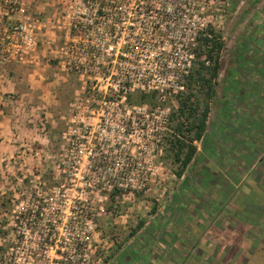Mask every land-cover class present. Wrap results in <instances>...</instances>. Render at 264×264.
Returning a JSON list of instances; mask_svg holds the SVG:
<instances>
[{
  "label": "built area",
  "instance_id": "built-area-1",
  "mask_svg": "<svg viewBox=\"0 0 264 264\" xmlns=\"http://www.w3.org/2000/svg\"><path fill=\"white\" fill-rule=\"evenodd\" d=\"M214 4L64 0L52 5L53 15H34L28 0H0V64L45 65L79 82L70 103L69 137H63L68 154L54 171L64 181L45 190L51 201L53 194L77 196L48 207L37 191L36 204L19 213L27 217L17 223L20 247L7 251L11 264H93L107 204L115 197L119 206L118 198L142 191L155 174L170 103L188 88L200 38L212 39L210 28L219 33L210 20L220 12ZM142 95H155L159 104L133 101ZM93 129L100 137L92 136ZM105 132L115 136L103 138Z\"/></svg>",
  "mask_w": 264,
  "mask_h": 264
},
{
  "label": "rangeland",
  "instance_id": "rangeland-1",
  "mask_svg": "<svg viewBox=\"0 0 264 264\" xmlns=\"http://www.w3.org/2000/svg\"><path fill=\"white\" fill-rule=\"evenodd\" d=\"M59 1L64 0H31L32 13L53 15L52 5ZM215 1L220 12L210 20L219 27L225 49L222 76L215 84L217 97L211 100L208 134L203 141L195 142L198 154L180 177V166L169 145L173 137L180 139L174 130L179 121L171 118L169 131L156 152L155 174L147 187L118 198L123 201L119 206L116 200L107 204V215L99 220L101 235L96 239L100 254L127 244L124 232L103 226L107 223L104 220L118 219L121 229L130 234L139 221L152 219L170 232L159 231L162 238L167 235L168 244L156 243L163 248L156 249L161 261L152 257L154 264H165V254L169 264H264V211L255 209V199L248 208L240 204L257 180L250 179L235 191L253 166L264 172V106L258 108L255 97L262 92L256 93V85L264 79V0ZM78 83L75 77L45 65L0 64V264H11L7 251L20 247L16 244L17 223H25L27 217L19 213L24 208L29 212L27 207L36 204L38 195L48 207L73 201L77 196L73 192L65 198L63 193L58 198L53 194L55 200L51 201L52 195L45 190L64 181L54 171L61 155L68 154L63 137H69L70 103ZM139 100L133 101L140 104ZM178 101L170 103L172 115L179 109ZM149 103L152 107L159 104L157 98ZM98 133L93 129L92 136L100 137ZM114 136L103 133V138ZM253 138L259 141L255 146ZM182 141L187 142V138ZM236 150L238 157L234 156ZM261 181L256 184L261 187L257 191L264 197V178ZM163 214L175 217L174 222L165 224ZM246 215L256 220H247ZM153 250L133 246L132 252L136 253L132 259L137 260L136 264H148L150 255L143 258V252ZM140 252L143 254L136 257ZM130 256L129 251L125 253L126 258ZM19 263L25 264V260ZM119 263L131 264L128 259Z\"/></svg>",
  "mask_w": 264,
  "mask_h": 264
},
{
  "label": "trees",
  "instance_id": "trees-1",
  "mask_svg": "<svg viewBox=\"0 0 264 264\" xmlns=\"http://www.w3.org/2000/svg\"><path fill=\"white\" fill-rule=\"evenodd\" d=\"M212 39L200 38L197 51L198 61L189 78L186 92L179 96V109L172 115V120L179 123L174 127L177 134L187 138L182 141L177 137L169 140L170 150L174 154L175 163L180 166L178 175L181 177L185 170L193 163L198 154L195 142H201L207 135L211 100L217 97L216 82L223 71L221 56L225 49V42L220 33H214L210 28ZM204 58L211 60L212 65L206 66ZM140 102L146 103L155 99V95H142ZM115 201V197H112ZM141 228V227H140Z\"/></svg>",
  "mask_w": 264,
  "mask_h": 264
},
{
  "label": "crops",
  "instance_id": "crops-1",
  "mask_svg": "<svg viewBox=\"0 0 264 264\" xmlns=\"http://www.w3.org/2000/svg\"><path fill=\"white\" fill-rule=\"evenodd\" d=\"M28 1L32 4L31 0H28ZM33 7H34V5H32V10L34 9ZM221 76H222V74L220 75L219 78H221ZM256 86H257V89H258L256 93L260 92L259 90H261L263 92V93L260 92L259 95H257V94L254 93L255 94V97L257 98L256 99L257 105L256 104L255 105L259 108V107H263L264 106V79L261 81V83L258 82ZM254 94H251V98L253 97ZM250 101H252V100H250ZM263 112H264V110H263ZM261 113H262V111H261ZM222 114H225V112L223 111ZM220 129L222 131V128H220ZM250 129H247V130L250 131ZM207 134H208V131H207ZM252 142H253L254 146L259 143L258 139H256V138H253L252 139ZM252 154H254V153H252ZM252 154H250V155H252ZM234 156L235 157H238V151H237V153L234 154ZM259 159L260 158L257 159L258 160L257 162H259ZM253 178L257 180L256 184L257 183H259V184L262 183L261 180L264 178V172L263 171L262 172L261 171L259 172L258 169L256 170L254 168V166H253L250 170H247L246 171V173H245V181H242L238 185V187H235V191H238L239 188L241 189L243 187V185H245L250 179H253ZM256 184L253 183V185H254L253 188L254 189H252V188L251 189L250 188L247 189L248 192H246V194H245L246 196H244L242 198V199L245 200V203L243 202V200L241 198H239V200L241 199L240 204L241 205L242 204H245L244 206H246V208H248V204H253V202L258 201V205L255 206V209L256 210H261V212H263L264 211V205H263L264 204V197L261 196V192L257 191L259 188H261L260 185L258 186ZM261 186H263V185L261 184ZM254 199L256 201H254ZM236 201L239 202L238 200H236ZM161 213H159V214H161ZM175 213L176 212H173L174 215H175ZM164 215L165 214L162 215L163 216L162 219H163V221H164L165 224L171 223V222L173 223L174 222L173 220H175L174 219L175 217L174 218L167 217L168 215L165 217ZM155 216H157V215H155ZM246 216L247 217H245V218L247 220L249 219L252 222H253V220H256L254 217L252 218L250 215H246ZM105 221L107 223L106 224H103V222L105 223ZM244 221L246 223V220L245 219H243V222ZM103 222H102L103 226H107V225L108 226H111V227L113 226L112 228H115L116 230H120V232H124V235L126 236V238H124V241H126L127 244H126L125 247H121L120 249H113L110 252H103V254L102 253L101 254L99 253L98 256L96 257V260L94 261V264H120L119 262L122 261V262L125 263L127 259H128V263L136 264L137 260L136 261L133 260L134 259V254L133 253H136V252H132V247L133 246L134 247L135 246H138L141 250L142 249H149L150 250V247L151 248H154V250L151 253H149L148 251H145V252H143L144 254L140 252V253H137V255H136V257H140L139 254L140 255L143 254V256H142L143 258L146 257L147 255H150L149 259H151V260H149V261H151V262L150 263L148 262V264L153 263L154 260H153L152 257L156 258L158 261H161V259L157 258L158 255L155 254V251H156V249L163 248V247H159L158 245L157 246H155V245H156V243H162V244L167 245L168 244V240L166 239L167 235L166 234H165V236L163 235V238H162L161 237V234L159 233V231H161V232L165 231L167 233H170L169 231H166V230H164V228H162L163 224L161 222L160 223H156V222L153 223L152 219H144V220H141V221L138 222V226L136 227V230H134V229L131 230L130 234H127L125 232V229L124 230L121 229L122 227H121V225H119V222L120 221H118V219H115L114 221H112L111 219H108V221L107 220H104ZM121 222H123V221H121ZM258 222H259V220H258ZM246 224L248 225V222ZM213 240H215V239H213ZM139 242H140V245H138ZM111 246H112V244H111ZM148 246H149V248H148ZM105 248H107V247H105ZM128 251L130 252V255H131L130 257L131 258H126L125 257V253H127ZM165 252H167V250ZM163 256H164V258H166L165 264L171 263V261L168 260L170 258H168V256H166V254L163 255Z\"/></svg>",
  "mask_w": 264,
  "mask_h": 264
}]
</instances>
